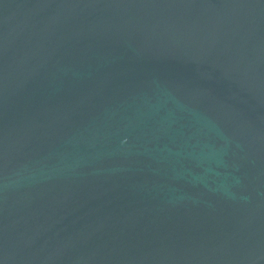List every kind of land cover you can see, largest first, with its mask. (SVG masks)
I'll return each mask as SVG.
<instances>
[{
    "label": "water",
    "instance_id": "1",
    "mask_svg": "<svg viewBox=\"0 0 264 264\" xmlns=\"http://www.w3.org/2000/svg\"><path fill=\"white\" fill-rule=\"evenodd\" d=\"M0 264H264V0H0Z\"/></svg>",
    "mask_w": 264,
    "mask_h": 264
}]
</instances>
